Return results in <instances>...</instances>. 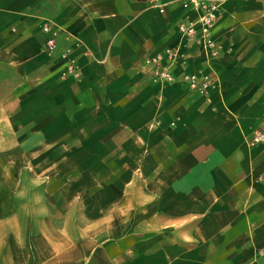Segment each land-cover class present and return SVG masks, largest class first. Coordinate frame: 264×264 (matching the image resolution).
Returning a JSON list of instances; mask_svg holds the SVG:
<instances>
[{
  "label": "crops",
  "instance_id": "obj_1",
  "mask_svg": "<svg viewBox=\"0 0 264 264\" xmlns=\"http://www.w3.org/2000/svg\"><path fill=\"white\" fill-rule=\"evenodd\" d=\"M161 1L164 13L147 0H0V130L12 127L49 165L32 173L75 175L58 190L74 189L67 204L91 223L40 263L16 240L0 242V264L264 262V143L249 144L264 130V0H219L214 59L181 37L186 10ZM47 21L61 29L52 53ZM67 47L77 79L61 76ZM175 47V80L161 83L145 60ZM210 70L219 86L208 96L182 79ZM100 174L88 201L83 176ZM47 219L28 214L22 231L15 213L0 225L46 238L36 221Z\"/></svg>",
  "mask_w": 264,
  "mask_h": 264
},
{
  "label": "rangeland",
  "instance_id": "obj_2",
  "mask_svg": "<svg viewBox=\"0 0 264 264\" xmlns=\"http://www.w3.org/2000/svg\"><path fill=\"white\" fill-rule=\"evenodd\" d=\"M13 128L15 129V127ZM14 137H16V134H14L12 127H3L0 130V218H6L8 215L15 213L18 214L21 220L18 224H20V230L23 231L25 226L29 225L28 221L26 222L28 214L36 215L38 219H42V216L46 215L48 219L44 222L42 220L36 221V229L46 231L47 236L46 238L41 236L30 237V235L20 234L19 231H16V233H19L18 236L14 232L10 234L11 225L16 223L6 222L5 225H0V242L3 244L8 242L9 244L13 239L16 240L18 244L24 246V249L28 248L29 252L34 254L36 262L40 263L47 259L52 252L59 251L58 243L65 246L71 240L82 237L81 234L89 233L91 223L83 219L88 218L90 214L84 210L83 205L68 206L69 200L75 196L74 189L66 190L68 186L65 185L59 193V184L74 180L75 175L72 173L51 174L44 172L37 175L32 173L30 167L38 166L39 170L41 168L44 170L49 165L43 162V158L32 159L28 152L30 148L23 142L14 140ZM65 161L72 165L69 160ZM70 161L74 160L70 159ZM54 168L57 169V166ZM92 176L84 175L82 179L84 184H88L84 188L88 201H90L91 193L95 191L94 188L91 189V183L98 181L104 183L105 181V174ZM118 180L122 181V178ZM102 195L105 198L106 192L104 191ZM64 214L69 218L67 222L60 220ZM75 218L82 220L78 219L76 221ZM61 229L64 232H60ZM99 233L101 236L107 232L103 229L102 231L99 230ZM86 245L90 246V243L86 242ZM261 250H264V247L258 249V257L264 258V255L260 254ZM101 256L102 259L108 257L105 252ZM258 263L264 264V262L257 259L254 264Z\"/></svg>",
  "mask_w": 264,
  "mask_h": 264
},
{
  "label": "built area",
  "instance_id": "obj_3",
  "mask_svg": "<svg viewBox=\"0 0 264 264\" xmlns=\"http://www.w3.org/2000/svg\"><path fill=\"white\" fill-rule=\"evenodd\" d=\"M150 6L157 7L161 13L166 11L168 3L161 0H147ZM178 3L184 10L185 16L178 22V31L182 38L202 47L208 59L218 57L220 44L214 38V28L219 18V0H171ZM42 30L49 33L46 40V48L52 53L57 47V37L60 27L52 22H44ZM73 47L63 49L59 54L63 61L62 78H79L80 67L73 57ZM88 54V52H85ZM184 56L181 48H167L164 52L146 58V62L152 65L153 77L161 83L175 80L173 68ZM182 79L191 90L208 96L209 92L219 86L218 75L215 71L183 72ZM264 143V130L257 128L253 131L249 144L251 146ZM264 255V250L260 251ZM262 264V263H258Z\"/></svg>",
  "mask_w": 264,
  "mask_h": 264
}]
</instances>
